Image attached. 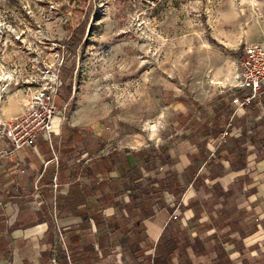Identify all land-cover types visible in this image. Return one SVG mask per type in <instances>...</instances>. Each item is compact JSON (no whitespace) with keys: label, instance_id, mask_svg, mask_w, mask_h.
<instances>
[{"label":"crops","instance_id":"obj_1","mask_svg":"<svg viewBox=\"0 0 264 264\" xmlns=\"http://www.w3.org/2000/svg\"><path fill=\"white\" fill-rule=\"evenodd\" d=\"M224 107L148 156L59 119L0 155V264H264V88Z\"/></svg>","mask_w":264,"mask_h":264},{"label":"rangeland","instance_id":"obj_2","mask_svg":"<svg viewBox=\"0 0 264 264\" xmlns=\"http://www.w3.org/2000/svg\"><path fill=\"white\" fill-rule=\"evenodd\" d=\"M243 42L264 43V0H0V120L56 79L61 126L148 156L227 112Z\"/></svg>","mask_w":264,"mask_h":264},{"label":"built area","instance_id":"obj_3","mask_svg":"<svg viewBox=\"0 0 264 264\" xmlns=\"http://www.w3.org/2000/svg\"><path fill=\"white\" fill-rule=\"evenodd\" d=\"M234 86L241 91L231 97V102L239 108L245 107L264 88V43L243 42ZM58 87L56 79H46L43 85L27 95L25 109L19 115L0 120V139L3 141L0 155L34 145L40 132L54 131L55 119L60 118L55 104ZM226 133L223 129L221 134Z\"/></svg>","mask_w":264,"mask_h":264}]
</instances>
